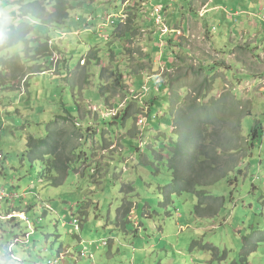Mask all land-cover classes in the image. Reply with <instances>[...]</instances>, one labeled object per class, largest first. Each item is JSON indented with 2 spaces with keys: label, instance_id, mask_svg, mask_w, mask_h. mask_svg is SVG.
<instances>
[{
  "label": "rangeland",
  "instance_id": "obj_1",
  "mask_svg": "<svg viewBox=\"0 0 264 264\" xmlns=\"http://www.w3.org/2000/svg\"><path fill=\"white\" fill-rule=\"evenodd\" d=\"M19 1L0 0V31H5L14 22L13 13L20 8ZM112 3L123 6L124 25L129 17L136 15L134 22L139 30L131 38L122 33L124 26L121 31L108 21V10L112 7L105 4V0L84 4L75 9L60 28L48 29L47 33L45 29L39 30L40 35L50 36L53 51L51 62L47 64L49 68H43L45 73L29 77L28 86L22 83L19 90L8 89L0 93V151L5 156L0 160V188L23 195V198L0 202L3 247L14 242L15 235L28 231L29 223L34 229L32 240L37 242L31 241L27 245L28 252L22 249V244L14 248L25 264H47L50 258L58 256L62 247L73 251V247L79 245L77 236H81L85 252L91 248L95 264H102V261L112 264L117 260L122 264H243L246 257L245 264H264V152H258L250 159L247 148L250 123L254 119L264 120V78L261 77L264 74V24H261L264 23V0H112ZM144 5L148 11L153 8L150 14L146 13ZM154 5L161 10L163 6L167 8L152 15ZM140 11L143 16L139 18ZM145 24L149 25L147 29L142 28ZM165 28L180 30L181 34L164 33L166 42L162 43L157 40L156 32ZM173 37L177 38L174 43L181 46L169 50L167 40ZM227 42L237 46H257L254 54H258V58L251 55L255 49L248 50L246 65L238 64L242 54L237 49L230 57L216 51L218 43ZM166 44L167 55L160 47ZM24 47L20 44L3 56L21 54ZM91 55L97 56L100 62L92 58L89 64L86 60ZM65 59L68 70H64ZM220 61H225L227 67L236 66L231 69L234 79L227 78L223 69H219L214 73V79L208 78L213 82L206 86L211 89L209 97L196 103L202 108L219 101L222 103L218 107L223 109L224 97L233 96V93L237 105L252 108L253 117L242 126V141L235 140V146L239 145L241 152L225 155V151H219L221 167L216 171L218 177L225 174L224 178L238 179L242 192L226 191L229 188L226 189L223 182L220 199L219 188L214 186L209 189L210 195L202 199H198L199 191L179 197V204L175 206L165 204L158 199L156 190L158 181L163 180H157L156 184L153 180L150 186L152 164L144 167L140 152L128 148L127 144L133 139L140 147L151 148L158 141L164 149L171 151L166 147L167 137L180 134L177 123L180 116L187 115V126H191L193 120L197 121L191 108L196 98L194 91L208 76L200 69ZM137 71L143 75H135ZM62 74V78L59 77ZM235 75L252 78L244 77L245 80L238 81ZM87 77L90 86L85 83ZM167 87L171 88L170 94ZM159 96L169 99V104L157 107L154 112L150 98ZM129 105L133 116L124 127L105 126L102 140L93 135L87 138V151L93 157L88 165H73L67 180L60 186L41 180V165L38 161L32 164L28 154V138H46L48 130L57 127H68L70 131L74 124L85 134L87 121H91L89 126L102 129L100 118L113 117ZM65 108L72 112L74 120L57 125L56 118L65 115ZM209 111L215 112L216 108ZM149 112H154L162 124L172 114L173 125L163 130L159 124L149 123ZM217 130L209 128L207 133L214 135ZM222 133L225 134V130ZM220 143L224 144L223 141ZM155 147L156 151H161L158 145ZM118 159L123 167L115 169L112 165ZM153 163L157 164V161ZM153 167L156 173L157 169ZM242 168L240 175L238 172ZM127 174L128 180L123 181ZM115 182H123L127 192L125 199L132 206L138 204L139 198L149 202L139 209L140 218L135 219L141 227L137 228L133 220L126 234L111 230L106 222L91 216L81 228L83 213L101 215L108 201L121 195L120 190L115 192L116 186L106 187ZM219 183L220 179L214 184ZM127 185L135 189L131 191ZM94 201L98 208L90 210ZM8 210L23 218L8 219ZM137 210L135 207L132 216ZM27 219L28 222L23 221ZM136 228L139 232H135ZM103 241L109 244L105 245ZM96 243H100L99 249ZM66 260L70 264H86L84 258H78L77 262L69 257ZM0 264L16 263L11 255L4 260L0 254Z\"/></svg>",
  "mask_w": 264,
  "mask_h": 264
},
{
  "label": "trees",
  "instance_id": "obj_2",
  "mask_svg": "<svg viewBox=\"0 0 264 264\" xmlns=\"http://www.w3.org/2000/svg\"><path fill=\"white\" fill-rule=\"evenodd\" d=\"M95 1L96 0H20L18 2L20 8L18 10H15L13 13L14 22L10 24L5 31H0V93L5 92L8 89L16 90L17 88L19 90L22 83H25L28 86L29 77L37 75L39 73L44 74L45 70H43V68H49L47 64L51 62L53 56V51L49 43L51 38L49 35H40L39 30L41 28L46 30L45 33H47L48 29L60 28L61 25L65 24L66 21L71 17L75 9L81 7L84 4H92ZM143 1L146 2L149 0ZM105 4H108L112 7L111 10H108L109 15L116 16L113 17L110 21L112 26H116L118 30L121 31H123L122 27L124 26V31L122 33L130 38L131 35L138 32L139 28L137 26V22H134V20H137L135 14L133 15V17H129L128 15L130 20L128 18L126 25H124L123 23H121L123 19L121 18L120 14L123 6L120 7L117 4H113L112 0H105ZM153 7L155 10V5ZM166 8L167 7L163 6L161 12L163 10L165 11ZM144 9L147 10L145 5ZM152 9L153 8H151L149 11L147 10L146 13L150 14L152 12ZM141 15L143 16L140 11L138 17L140 18ZM85 17L88 18L87 16ZM154 25L155 24H153L151 28ZM263 26L264 25H262V27ZM148 27L149 25L145 24L142 28L147 29ZM161 31L162 32H156V34H158L157 40H161L162 43H165L166 35L163 36L164 29H162ZM227 39L228 37L225 35V41H227ZM176 40L177 38L175 39V37L167 40V43L170 45L169 50H173V47L181 46L179 45V43H174V41ZM20 44L25 45L21 54H17L15 56H3L6 51ZM165 46H167V44L160 45L163 50ZM256 48L257 46H250L249 44L237 46L233 43L228 42L223 45H220V43H218L215 46L217 52L228 57L234 55L233 51L237 49V52L242 54V58H238L239 60L237 61V63L244 65H246V58H248L249 56L248 50L251 51L255 49L253 50V52H251V55H253L255 58H258V54H254ZM164 52L166 55L167 53H169L167 49L164 50ZM92 58H97V56H88L86 61L90 64L92 63ZM99 62L100 59H98V63ZM64 63L66 64L64 70H68L66 59ZM232 68L235 69L236 66L231 65L227 67L225 61H220L216 64L209 65L208 67L204 66L200 69L201 72H204L208 76L207 78L203 79V83H199L195 87L196 89L194 91L196 98L194 103L191 105V108L192 111L195 112L197 121L193 120V124L191 126H187V115L180 116L179 121L185 123L182 124L177 121L181 128L180 134L176 135L175 137H167L168 139L166 141V147H168L169 149L171 148V151L164 149V146H162V144L158 141L151 145V148H143V146L140 147L139 144L133 142V139H130L127 144L128 148H132L140 152L139 157L141 158V160H144V167L147 165L149 167V164H152L156 167L157 172L155 173V170H153L154 167L152 165L150 166L151 172L148 179V184L152 186L153 180L155 184L157 183V180H163V182L158 181L156 190L158 192V199L162 200V202H165V204H171L175 206L179 204V197L185 196L188 193H195L199 191L201 192L198 193V199H202L210 195L209 189L213 188L214 186H218L219 188L217 189V192L220 199L223 195L222 187L220 186V184H222L223 182L227 186L226 189L229 188L226 191L230 190V193L235 190L242 192L237 184L239 183L238 179L233 180L230 177L224 178L226 177L225 174L221 177H218V173L216 174V171L218 167H221L219 161V151H225V155L227 153L229 154V152L231 153V155H236L235 152H241L242 148L239 145L235 146V140L238 139L239 142L242 141V126L244 127L245 124H247V120L253 117L252 108H243L237 105L238 100H233L235 97V94L233 93L232 95L234 97L231 95L224 97L226 98V102L223 105V109L221 107H218L222 103L219 101H216V103L212 104L211 106H204L202 108L196 103L199 100L201 101L207 99V97H209L210 95L211 89L206 86L209 83L212 84L213 82L208 78L212 77L214 79L213 75L214 73L219 72V69H223L227 78H233L231 77ZM58 71L59 70H57V72ZM233 71L235 72V70ZM63 75L64 74L59 77L62 78ZM135 75L142 76L143 74L137 71ZM235 77L239 79L238 81L245 80L242 79L244 77L246 79L252 78V76L247 75H235ZM261 77L264 78V74ZM87 78L88 79L85 83L86 85L90 86V79L89 77ZM140 79L143 80V77H140ZM127 82L128 81L124 82V84H127ZM167 90L170 94L171 88L167 87ZM101 91V93L104 94L102 89ZM168 101L169 99L166 100L162 96L156 97L155 99H152L151 97L150 105L153 106L152 108L154 109V112H157V107L166 106V104H169ZM136 104L139 105L138 102H136ZM64 106L66 105L64 104ZM76 106L80 109L79 104H76ZM212 108H216V111L210 112L209 110H211ZM130 109L131 107L129 105L126 110L121 111L119 114L113 117L100 118L99 123L102 125V129L89 126V124H91V121H87L85 134H82V131H79L75 127H78V125L74 124V129L70 131L68 127H57L54 129H49L46 138H28V154L31 158L32 164L37 161L38 163H40L41 180L55 186L63 185L67 180V177L69 176L73 165H88V163L93 158L92 156V158L89 156L90 153H88L89 151H87V138L93 135L99 137V139L102 140L105 126H116L118 128L124 127L127 120L133 116L130 113ZM65 111V115L60 118H56L57 125L61 124V122L69 123L71 119V122H73L74 117L72 112H69V110H67L66 108ZM153 113L149 112V114L147 115L149 123L159 124L161 126V129L163 130H167L170 126L173 125L174 120L172 114L169 113L171 115V118L166 117L165 123L162 124L160 123V119L158 118V116L156 114L153 115ZM262 117H264V115ZM87 120L92 119L88 118ZM209 128H218V130L214 133V135L208 134L207 131ZM223 130H225V134L222 133ZM172 138H174L173 142L170 141ZM248 138L249 142L247 144V148L251 153L249 154L248 158L254 159L255 154L262 151L264 152V120H252L248 129ZM221 141H223L224 144L220 143ZM155 145H158L161 148V151H156L157 149ZM162 150L166 151L163 152ZM0 155H2V158L0 160H3L5 156L2 151H0ZM157 155H159L158 160ZM166 156H168L167 159ZM225 159L226 157H224V161ZM155 160L157 161V164L153 163ZM112 166L115 169L122 168L123 165L121 159L115 161ZM162 170L164 171V173L161 172ZM53 173H56V176H53ZM161 173L162 175L161 177H159ZM238 173L240 175L243 174V168ZM128 178L129 175L127 174L123 178V181H127ZM219 179L220 183L214 184L219 182ZM115 186V192L120 190L121 195L109 200L104 209V212L101 215H98L96 212H86V214L83 213V216L80 218L81 228H83L86 225L85 223H87L88 219L93 216L95 219H101V221H103L104 223L106 222V226L110 227L111 230L124 231L126 234L129 233L132 221L140 218L139 209L141 207H145L147 201H143L141 198H139L137 201L138 210L136 212V215L132 216L134 215V211L132 213L134 205L132 206L131 203L125 199V194H127V192L125 191L123 182H115L114 184H110L109 186L106 185L107 188H112ZM127 186L131 191L135 189L134 186ZM253 189H255V187H253ZM0 190L5 191L8 195H12V197H5L1 199L0 202L8 201L12 198H23V195L18 194L17 192L9 193L4 188H0ZM231 200L233 201L232 198ZM203 205L204 204H200V206ZM95 208H98V204L94 201L90 210ZM11 212L12 210H8V214H11ZM16 213L24 212L18 211ZM16 219L19 218L13 217L10 220L14 221ZM23 221L28 222L29 220L27 219ZM134 224L137 228L141 227V224H137V220H135ZM26 228L28 229V231L23 230L21 233L15 235L14 242H12L9 246L3 247L4 245L1 243V241L3 240V236L0 235V254L2 255V258L4 260H7L9 258V255H11V247H13L12 253L15 255V257H19L14 252V248L16 246L22 244V249L25 252H28L29 248H27V245H29L31 241L32 243L37 242L35 239L32 240V237L34 236L33 226L27 223ZM137 228L135 229V232H139L137 231ZM77 239L79 240V245L73 247V251L75 252L73 253V255L75 259L71 260L77 262L78 258H84V260H86V264H95L96 260L93 254L90 253L91 248L87 252H85V249L81 246V236H77ZM65 249L67 248H60V250L58 251V256L56 258H50L48 261L58 260V264H70L69 260H65V262L64 260H62V254H66L67 257L71 256V254L66 253ZM92 252L95 253V251ZM28 256L31 257L30 253L28 254ZM246 259L247 257L244 258L243 264L246 263ZM12 260L16 264H25L21 258H12ZM102 264H106V262L102 261ZM112 264H122V262L120 260H117Z\"/></svg>",
  "mask_w": 264,
  "mask_h": 264
},
{
  "label": "clouds",
  "instance_id": "obj_3",
  "mask_svg": "<svg viewBox=\"0 0 264 264\" xmlns=\"http://www.w3.org/2000/svg\"><path fill=\"white\" fill-rule=\"evenodd\" d=\"M205 9H206V7H205ZM121 14V13H120ZM152 15H154V13H152ZM201 16L203 17L204 16V13H202L201 14ZM113 17H116V16H112V15H110V16H108V21H111L112 20V18ZM121 18L123 19V15L121 14ZM121 23H123V21L121 22ZM166 29V28H165ZM172 32H174L176 35L177 34H181V31L180 30H177V29H175V30H173V29H167V32H165V33H168V34H171ZM135 207H137V205L134 203V208H133V210H132V213H133V211L135 210ZM132 213H131V215H132ZM20 216V215H19ZM1 217V216H0ZM6 217H10V218H8V219H11V218H13V217H16V215H13L12 213L11 214H8ZM5 217V218H6ZM17 218H23V217H17ZM26 219V218H25ZM75 223H76V225H77V219H75ZM140 228V227H139ZM105 242V243H104ZM103 244H105V245H108L109 243L108 242H106V241H103L102 242ZM82 244H83V242H82ZM97 244V249H99L100 248V243H96ZM24 245V244H23ZM12 249H13V247H11V249H10V252H11V256H12V258L13 259H15V258H19V257H15V255L12 253ZM85 250H86V248H84ZM65 251H66V253L67 254H71V256H69V258L70 259H75V257H74V255H73V251L71 250V248H67V249H65ZM62 256V260H64V262H65V260H66V258H67V256H66V254H62L61 255ZM47 264H58V260H56V261H48V263Z\"/></svg>",
  "mask_w": 264,
  "mask_h": 264
},
{
  "label": "built area",
  "instance_id": "obj_4",
  "mask_svg": "<svg viewBox=\"0 0 264 264\" xmlns=\"http://www.w3.org/2000/svg\"><path fill=\"white\" fill-rule=\"evenodd\" d=\"M161 12V8L159 7H155L154 10V15L159 14ZM160 16H159V20H160ZM167 32V29H164V33ZM5 197H12V195H8L5 191L0 190V200L5 198Z\"/></svg>",
  "mask_w": 264,
  "mask_h": 264
},
{
  "label": "crops",
  "instance_id": "obj_5",
  "mask_svg": "<svg viewBox=\"0 0 264 264\" xmlns=\"http://www.w3.org/2000/svg\"><path fill=\"white\" fill-rule=\"evenodd\" d=\"M206 7V6H205ZM25 216V215H24Z\"/></svg>",
  "mask_w": 264,
  "mask_h": 264
}]
</instances>
